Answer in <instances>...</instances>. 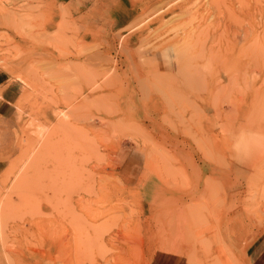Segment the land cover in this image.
I'll list each match as a JSON object with an SVG mask.
<instances>
[{
	"label": "rangeland",
	"instance_id": "374dc122",
	"mask_svg": "<svg viewBox=\"0 0 264 264\" xmlns=\"http://www.w3.org/2000/svg\"><path fill=\"white\" fill-rule=\"evenodd\" d=\"M223 2L0 0V73L21 87L0 264H246L264 231V70L221 68L209 49L225 32L243 44L264 0ZM124 147L148 155L140 187L115 171ZM233 163L227 190L209 167Z\"/></svg>",
	"mask_w": 264,
	"mask_h": 264
},
{
	"label": "crops",
	"instance_id": "0c3cea01",
	"mask_svg": "<svg viewBox=\"0 0 264 264\" xmlns=\"http://www.w3.org/2000/svg\"><path fill=\"white\" fill-rule=\"evenodd\" d=\"M117 26L119 30L126 27L120 19L114 22V26ZM111 25L110 27H112ZM128 36V35H125ZM131 41L137 43L139 36L129 38ZM11 78L6 73H0V133L1 140H5L6 144L0 145V155H9L12 147L13 130L14 125L21 122L19 103L21 101V87L18 83L10 85ZM147 158L148 155L142 150L131 149L128 147L122 148L117 154V163L115 164V171L118 174L122 183L129 188L140 187V184L146 177L147 172ZM238 161V158H236ZM7 160V159H6ZM0 157V173L4 171L6 161ZM210 170H214L212 177L216 176L220 178L227 185L226 188H233V186L239 185V180L242 179L244 168L238 163H233L230 170L228 169L226 174L222 169H215L216 167H209ZM230 172V173H228ZM216 173L222 174L218 177ZM154 179V178H153ZM155 179L150 180L145 187H157L158 182L155 183ZM237 183V184H236ZM236 184V185H235ZM239 187V186H237ZM233 190V189H232ZM231 196H227V203L232 202ZM232 218V217H231ZM246 264H264V231H262L257 237H255L247 246L246 250ZM155 264H189L184 257L178 256L172 257L164 253L156 256Z\"/></svg>",
	"mask_w": 264,
	"mask_h": 264
},
{
	"label": "bare ground",
	"instance_id": "6f19581e",
	"mask_svg": "<svg viewBox=\"0 0 264 264\" xmlns=\"http://www.w3.org/2000/svg\"><path fill=\"white\" fill-rule=\"evenodd\" d=\"M217 1V0H216ZM214 0V2H216ZM219 1H223V0H219ZM194 2V1H193ZM198 1H195V4ZM225 2V0H224ZM223 2V3H224ZM260 2V1H259ZM213 3V1H212ZM201 4V3H200ZM221 4V3H220ZM219 3L216 4L214 3V5H220ZM200 6V5H198ZM209 6V5H208ZM188 7V6H187ZM217 10V9H216ZM203 11V10H202ZM206 11V9H205ZM204 11V12H205ZM208 11V10H207ZM262 14V26L260 24V28L257 29L256 28H252L250 32H246L245 36H246V41L243 44H239L236 36L234 35L232 37V35L229 32H225L224 36H221V38L218 41V46L216 49H209L210 50V58L213 60L217 59L221 61V68H225V69H229V70H233V69H238V68H243L246 69L247 71H250L251 69H253L255 67V69H263L264 70V60H262V58L260 57L261 54H264V13L263 10L261 11ZM63 22V21H62ZM240 24V23H239ZM238 24V25H239ZM241 25V24H240ZM241 27V26H240ZM197 29V28H196ZM234 29V28H233ZM259 29L262 32H259ZM174 30V29H173ZM208 31V29H207ZM202 33V32H201ZM235 34V33H234ZM250 34L252 36V38L250 37ZM57 36V34H55ZM63 35V34H62ZM207 35V34H206ZM60 36V35H59ZM224 37V38H223ZM53 38V37H52ZM185 38V37H184ZM58 39V38H57ZM56 39V40H57ZM63 39V37H62ZM207 39V38H206ZM257 39L255 42L254 40ZM239 40V39H238ZM200 41V40H198ZM213 41V40H212ZM63 42V41H62ZM197 43V42H196ZM195 43V44H196ZM46 44V43H45ZM59 44V43H58ZM206 44V43H205ZM211 46V45H210ZM202 47V45H201ZM202 49V48H201ZM208 50V51H209ZM122 51V50H121ZM202 51V50H201ZM99 53V52H98ZM135 53V52H134ZM44 55V54H43ZM202 56H204V54L201 53ZM242 56H244V58H246L244 62H242L241 58ZM89 57V56H88ZM106 57V56H105ZM199 57V55H198ZM197 57V58H198ZM87 58V57H86ZM195 58V56H194ZM209 58V59H210ZM201 59V58H200ZM203 59V58H202ZM248 59H250L249 61H247ZM105 60V59H104ZM103 60V61H104ZM193 60V59H192ZM182 61V60H181ZM215 61V60H214ZM96 62V61H95ZM183 62V61H182ZM74 63V62H73ZM98 63V62H97ZM189 63V62H188ZM141 64V63H140ZM191 64V63H190ZM83 66V65H82ZM192 67V66H191ZM201 66H199L200 68ZM195 69V68H193ZM204 69V68H203ZM254 69V70H255ZM37 70V69H36ZM187 70V69H186ZM209 70V69H208ZM97 71V70H96ZM202 72V71H201ZM108 73V72H107ZM196 73V72H195ZM97 74V73H96ZM102 75V73H101ZM180 75V74H179ZM201 75V74H200ZM255 75V73H254ZM69 76V75H68ZM195 77V76H194ZM112 78V77H111ZM110 78V79H111ZM235 78V77H234ZM107 79V78H106ZM199 80V79H198ZM110 81V80H107ZM187 81V80H186ZM197 81V80H196ZM205 81V80H204ZM235 82V79L233 80ZM232 81V84L234 83ZM78 82V81H77ZM231 82V81H230ZM111 83V82H110ZM69 84V83H68ZM105 84V83H104ZM109 84V83H108ZM196 84V83H195ZM231 84V83H230ZM72 85V84H71ZM75 85V84H74ZM98 85V84H97ZM111 85V84H110ZM77 86V85H76ZM205 86V85H204ZM232 86V85H231ZM235 86V85H234ZM247 88V87H246ZM79 89V88H78ZM226 93V92H225ZM110 95V94H109ZM112 95V94H111ZM176 95V94H175ZM70 97V96H69ZM117 97V96H116ZM68 101V100H67ZM90 103V102H89ZM78 107V106H77ZM72 110V109H71ZM77 110V108H76ZM82 111V110H81ZM80 112V111H79ZM59 121V120H58ZM58 126V125H57ZM66 127V126H65ZM66 133V132H65ZM73 137V136H71ZM77 138V136L75 137ZM74 139V138H73ZM72 140V139H71ZM80 143V142H79ZM88 143V142H87ZM81 144V143H80ZM85 144V143H84ZM87 145V144H86ZM89 146V144L87 145ZM91 147V146H90ZM89 148V147H88ZM97 148V147H96ZM74 151V150H73ZM93 152L95 150H92ZM60 152V151H59ZM61 153V152H60ZM59 153V154H60ZM89 154V153H88ZM97 154V153H96ZM68 157V156H67ZM65 161V159H64ZM44 162V161H43ZM67 162V161H65ZM30 163V161H29ZM63 164V163H61ZM19 178V177H18ZM102 178V177H101ZM31 179V178H29ZM21 182V181H20ZM22 183V182H21ZM29 183V182H28ZM21 187V186H20ZM82 209V208H81ZM3 211V209L1 210ZM90 214V213H89ZM84 224V223H83ZM61 225V224H60ZM103 225V224H102ZM105 225V223H104ZM91 227V226H90ZM94 227V226H93ZM92 227V228H93ZM99 230V228H97ZM3 230V229H2ZM94 230V229H93ZM97 231V230H96ZM101 231V230H100ZM99 232V231H98ZM79 238V237H78ZM79 241V240H78ZM89 241V240H88ZM79 252V251H78Z\"/></svg>",
	"mask_w": 264,
	"mask_h": 264
}]
</instances>
